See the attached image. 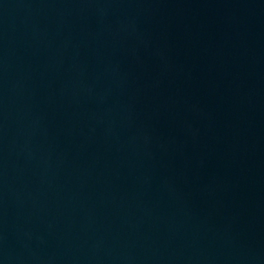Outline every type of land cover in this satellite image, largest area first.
I'll list each match as a JSON object with an SVG mask.
<instances>
[{
  "label": "water",
  "instance_id": "obj_1",
  "mask_svg": "<svg viewBox=\"0 0 264 264\" xmlns=\"http://www.w3.org/2000/svg\"><path fill=\"white\" fill-rule=\"evenodd\" d=\"M0 264H264V0H0Z\"/></svg>",
  "mask_w": 264,
  "mask_h": 264
}]
</instances>
